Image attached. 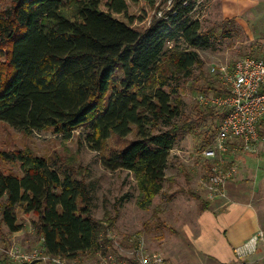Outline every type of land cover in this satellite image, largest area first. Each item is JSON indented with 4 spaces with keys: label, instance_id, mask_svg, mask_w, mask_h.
Here are the masks:
<instances>
[{
    "label": "trees",
    "instance_id": "obj_1",
    "mask_svg": "<svg viewBox=\"0 0 264 264\" xmlns=\"http://www.w3.org/2000/svg\"><path fill=\"white\" fill-rule=\"evenodd\" d=\"M140 1L154 10L160 0H13L0 12V57L6 59L0 63V122L26 134L54 129L69 136L86 128V141L96 151L111 137L125 139L136 129L135 142L112 153L106 167L134 175L137 205L147 210L164 193L178 139L205 117L184 118L181 89L202 67L196 50L209 48L213 36L190 18V0H177L162 17L145 12L141 21L151 19L149 26L136 29L128 11L130 3ZM180 40L186 49L177 45ZM200 75L199 95L226 93L215 87L220 81ZM0 158L20 162L23 171L19 177L0 169L2 222L10 233L23 230L16 213L21 207L38 215L34 226L49 257L76 261L108 255L113 241L104 223L93 218L83 181L62 176L29 153L0 152ZM180 193L186 192L165 195V201Z\"/></svg>",
    "mask_w": 264,
    "mask_h": 264
},
{
    "label": "rangeland",
    "instance_id": "obj_2",
    "mask_svg": "<svg viewBox=\"0 0 264 264\" xmlns=\"http://www.w3.org/2000/svg\"><path fill=\"white\" fill-rule=\"evenodd\" d=\"M176 1L160 0L154 10L146 6L143 1L137 4L130 3L128 17L135 18L133 27L140 30L148 27L151 21V19L141 21L145 12L151 16L162 17L173 8ZM12 5L13 0H0V12L9 10ZM189 16L192 21L201 24L204 33L211 34L213 37L209 48L196 50L202 60L201 69L197 67L194 76L186 79L182 85L181 97L185 102L184 118L198 120L202 116L205 117L195 125L191 132L182 134L178 139L170 153L164 193L155 198L149 209L142 210L137 205L140 191L132 173L126 170L113 171L106 167V160L112 153L122 151L135 142L136 129L125 139L111 137L105 142L101 151H96L86 141L89 132L86 128L78 129L69 136L58 134L54 129L26 134L0 122V152H25L34 157L44 158L62 176L70 173L89 187L93 218L103 222L108 228L107 237L113 241L110 254L116 256L119 262L132 260L139 248V238L144 241L148 252H158L150 248L159 243L160 232H156L159 229L158 218L159 216L162 218L164 211H167L169 207L176 210L178 206L177 203L169 206V202L165 201V195L168 196L175 191H191L206 200L202 190V181L207 179L211 161L199 154L213 139L219 120L215 117L216 110L214 112V109L199 104V93L197 92L199 83L195 80L201 76V73L209 76L210 69L214 66L233 64L245 57L264 60V19L261 21L239 19L234 23L224 21L228 18H226L224 5L218 0H201V4H194ZM118 18L127 21L123 16ZM243 22L245 24L249 22L251 34L244 29ZM177 45L181 49L187 48L182 40L178 41ZM173 46H176L174 42L168 44L169 48ZM5 62L6 59L0 57V63ZM121 78L122 71H119L117 79ZM215 87L223 88L220 82L215 84ZM206 108L212 111H207ZM241 156L242 159L239 158V162L236 163L239 167L244 165L246 159L248 160L246 155ZM258 156L264 158V149L255 157L258 158ZM253 162L258 165L256 159ZM0 169L6 174L23 176L20 162L0 158ZM180 198L179 204L183 212H187L188 207H193L195 211L197 205L200 206L199 202L194 203L191 201L193 199L186 194ZM186 202H191V204ZM2 205L3 202L0 201V263L56 264L53 258L46 255L42 236L35 229L34 222L39 220L38 215L26 214L19 207L16 213L18 223L23 226V230L12 234L2 222ZM259 207L261 221L264 224V202H260ZM99 260L100 257L86 255L76 261L61 260V264H95Z\"/></svg>",
    "mask_w": 264,
    "mask_h": 264
},
{
    "label": "crops",
    "instance_id": "obj_3",
    "mask_svg": "<svg viewBox=\"0 0 264 264\" xmlns=\"http://www.w3.org/2000/svg\"><path fill=\"white\" fill-rule=\"evenodd\" d=\"M218 1L224 5L228 18L225 20L234 23L239 19H264V0ZM242 25L251 34L249 22H243ZM260 137L256 154L236 150L230 155V161L237 166L238 174L226 184L223 197L208 201L200 195L195 198L186 192L178 194L168 203L169 206L174 203L178 206L176 210L168 206L163 217L159 216V229L156 230L160 232L159 243L150 247L152 250L163 254L170 264L262 263L264 245L260 244L257 251L252 253L250 240L259 232H264L259 207V203L264 202V158L255 157L264 149V123ZM241 155H246L248 160L239 167L236 163ZM255 159L258 165L253 162ZM185 194L194 203H200L195 211L193 207H188L187 212L182 211L179 202ZM238 250H247L244 253L248 254L241 259L239 256L242 253H238Z\"/></svg>",
    "mask_w": 264,
    "mask_h": 264
},
{
    "label": "built area",
    "instance_id": "obj_4",
    "mask_svg": "<svg viewBox=\"0 0 264 264\" xmlns=\"http://www.w3.org/2000/svg\"><path fill=\"white\" fill-rule=\"evenodd\" d=\"M190 1L195 5L201 4V0ZM188 4L185 1L183 6ZM210 75L218 79L226 90L223 95L198 96L199 104L213 108L222 115L210 145L199 154L211 161L207 179L202 181V190L208 201H214L224 196L226 184L238 174L230 155L236 150L247 154L258 152L260 129L264 123V60L245 57L233 64L212 67ZM138 242L139 248L132 260L119 262L109 252L107 256H100L95 264H170L163 254L148 252L141 238ZM260 244L264 245L263 231L250 240L252 253L257 251ZM246 251L238 250V253H242L239 258H244L248 254L244 253ZM61 260L54 259V262L61 264ZM261 264H264V259Z\"/></svg>",
    "mask_w": 264,
    "mask_h": 264
}]
</instances>
